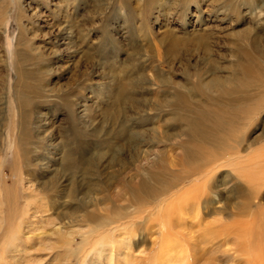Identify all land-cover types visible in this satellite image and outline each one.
I'll list each match as a JSON object with an SVG mask.
<instances>
[{
	"label": "rangeland",
	"instance_id": "obj_1",
	"mask_svg": "<svg viewBox=\"0 0 264 264\" xmlns=\"http://www.w3.org/2000/svg\"><path fill=\"white\" fill-rule=\"evenodd\" d=\"M248 66L246 90L219 96L205 86L219 79L231 88ZM187 115L264 161V0H0V264H106L88 253L92 242L123 237L138 260L158 252L164 264L245 263L243 221L255 208L237 213L245 196L235 188L264 173L240 177L234 155L213 163L208 209L183 205L165 228L148 234L141 221L111 232L87 219L130 206L127 185L145 172L188 171ZM260 186L250 206H264ZM226 204L227 213L214 211ZM57 241L68 244L40 249Z\"/></svg>",
	"mask_w": 264,
	"mask_h": 264
},
{
	"label": "bare ground",
	"instance_id": "obj_2",
	"mask_svg": "<svg viewBox=\"0 0 264 264\" xmlns=\"http://www.w3.org/2000/svg\"><path fill=\"white\" fill-rule=\"evenodd\" d=\"M6 9L7 8H5V10ZM255 62H252V64H255ZM243 70H244L243 77L240 76L239 78L230 79L231 82L234 84L233 87L231 88H227L226 83L221 82L219 79H213L209 81L207 84H205V86L210 90L215 89L218 93H221V95L219 96H222V94L225 96V94L235 93L236 91H239L242 88L247 89V87L252 82L250 83V78H248L246 74L251 73L252 69L248 66L246 68H243ZM249 77H251V74H249ZM253 79L254 78H252V80ZM258 105L260 106V104ZM256 107L257 105L254 108L250 107L251 112L253 109L255 110ZM246 112L250 113L249 111H246ZM182 119L185 121L186 126H187L186 127L187 131H185V134L188 137V142H189V143L186 142L188 143V146H185L184 152L182 154L183 160L185 164L187 165L188 171L185 170L186 169L185 168L184 170L187 172L184 173V175L177 174L174 171H173L174 173L171 174V172L166 170L165 166L162 165L161 169L156 172H147V173L145 172L144 175L140 176V179L137 185L132 186V187L127 185L130 191V192L128 191V193L131 194L130 198L132 199V203L130 204V206L122 207V210L118 211L115 214L108 212L109 214H106V215L103 214L104 216H101V217H94L91 214L87 215V219L93 221V223L95 224V226H97V228L100 229V228L111 226L110 228L111 232H115V231H118L119 228L121 227L123 228L126 227L127 225L125 226V223H128L130 226L131 225L136 226L137 224L141 223V221H143V222L149 223V227L147 228V233L150 234L152 233L151 230H153L158 225L161 228H165L167 224L172 223L171 222L172 214H173V218L175 219V214H178L181 208L183 209L185 207L183 205H189L191 203H197V204L200 203V204L205 205L203 206L205 209H208L207 205L211 204L214 198L211 196L210 197L207 196L206 190H209V192L211 193V189L210 187H208L210 186L209 184V181L211 180L210 175L213 171L214 161L219 159L220 156H222L220 158H223L228 155H234V160H235V163H233V165L235 166L234 171L237 174H239L240 177L242 176L241 173L250 171L251 168H254L253 171L259 170V172L264 173V169H263L264 161L263 160L260 161V159H258L257 161H254V159L251 156L244 158L242 155H240L238 148H239V144L242 141L241 140H240L241 142L239 140L237 141L232 134L227 133L218 128H214V129H212L211 127L207 128L202 122L203 120L202 115H196V116L187 115V117H181L180 120ZM234 130L237 131L236 129ZM132 132L133 133H129L126 136H129L132 139L135 138L137 134L134 133L133 130ZM231 139L236 141V144H231L230 143ZM209 150H211L212 152L210 153ZM27 152L28 151H26V153ZM70 158L72 157H70V155L66 153L61 159L62 163L65 165L64 171L69 172V173L72 172V168L74 165V161L69 160ZM207 166H210V168ZM246 177L248 176H245L244 178ZM263 180H264V177L259 178V177L251 176L250 178H246L244 182H237V186L235 188L237 193L242 195V197L245 196V199L242 198L243 202H241V205L235 206V210L236 211L238 210L237 213L239 212L240 214V213L249 211L251 207L255 208V214L253 217L254 219L243 221V223L246 225L243 231V238H242V241L244 243V248H245L244 256L249 252V257L245 260V263L244 261H242V263H239V264H253V263L254 264H264V206L262 207L261 206H250L251 199L256 198L258 196L257 188H259L260 182ZM197 184L199 186L203 185V187L201 189L199 188L195 189V186ZM173 189H182V191L174 193L171 199L168 198L166 200L165 199L167 196L166 193ZM193 189L195 190L193 191ZM66 194L69 197H72L73 191L69 189L66 192ZM159 198H162V200H160V203H159V205L161 203L162 205L155 206ZM82 203L84 202L82 201ZM66 206L67 204L66 205L63 204L62 206H59L58 211H60L66 216H69L70 213L67 211H64ZM227 206L229 205L226 204L222 208L214 210V211L217 212L218 214H225L227 213L226 212ZM79 207L85 210V206H79ZM8 208H9L8 214H7L8 218H12V213H14L15 210L12 206H8ZM60 217L62 218V216ZM69 222H72V220H70ZM218 222H220V220H218ZM162 230L164 232V229ZM14 231L15 229L12 230L13 234H14ZM59 232L61 233V231H58V233ZM162 235L163 237H167V236H164L165 235L164 233ZM142 240H143V237H142ZM102 242H100V244L97 246L95 245V243L97 244V242L95 241L92 242L91 249L89 250L88 253L98 254V257L103 255L106 258V264H123L124 262L126 263L132 259H134L133 261H136V259L138 260L139 258L126 251L134 245V242L132 241L131 238L123 237L122 239L117 240L116 242L113 241L112 244H111V241H108L109 245L106 242H103V243ZM87 243H90V242L87 241ZM162 243L163 242H161V244ZM64 244L67 245L68 241L67 242L62 241L59 243L57 241V243H54L53 245H45V246H42V248L40 249L53 250L54 248L58 246L62 247V245ZM140 246H141L140 242H138V249L140 248ZM138 252L145 253V250L141 247L138 250ZM157 253L158 252H156V254ZM156 254L149 255V257H147L148 254H144L145 255L144 258L142 259L140 258L138 262H140V264L141 263L142 264H164L167 262L166 259L164 260V263L163 261H160L158 254L157 255ZM180 256L181 258L182 256H184L182 251L179 252V257ZM185 259L186 257L183 259V261ZM100 264H105V263L103 262ZM190 264H200V261L196 259H192V262Z\"/></svg>",
	"mask_w": 264,
	"mask_h": 264
}]
</instances>
